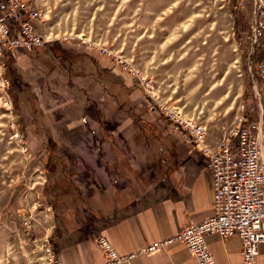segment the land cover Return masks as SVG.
Wrapping results in <instances>:
<instances>
[{
    "label": "crops",
    "instance_id": "crops-1",
    "mask_svg": "<svg viewBox=\"0 0 264 264\" xmlns=\"http://www.w3.org/2000/svg\"><path fill=\"white\" fill-rule=\"evenodd\" d=\"M33 25L42 30L40 19ZM0 62L34 169L43 171L33 186L0 194V264H28L17 210L35 196L41 207L34 233H49L61 264L106 263L99 236L127 255L211 215L212 177L203 155L114 56L68 37L14 47ZM208 135L209 143L219 140ZM204 240L215 264H242L236 235ZM256 263L264 264L263 253ZM120 264L195 261L173 240Z\"/></svg>",
    "mask_w": 264,
    "mask_h": 264
},
{
    "label": "rangeland",
    "instance_id": "rangeland-1",
    "mask_svg": "<svg viewBox=\"0 0 264 264\" xmlns=\"http://www.w3.org/2000/svg\"><path fill=\"white\" fill-rule=\"evenodd\" d=\"M245 1L35 0L34 4L51 40L80 38L103 48L147 87L155 103L200 120L208 128V138L217 140L241 111V94L252 91L254 0L247 18L249 33L237 31L233 22V10L243 8ZM34 160L29 139L16 122L10 81L0 62V194L13 185L33 186L43 173L34 169Z\"/></svg>",
    "mask_w": 264,
    "mask_h": 264
},
{
    "label": "built area",
    "instance_id": "built-area-1",
    "mask_svg": "<svg viewBox=\"0 0 264 264\" xmlns=\"http://www.w3.org/2000/svg\"><path fill=\"white\" fill-rule=\"evenodd\" d=\"M4 1L5 7L0 11V57L14 47L30 50L51 40L45 30H38L33 25L34 20L41 18L39 7L26 0ZM259 8L264 11L263 0H254V13ZM6 17L15 23L13 35L5 23ZM100 51L104 49L100 48ZM251 76L255 118H249L240 101L241 111L233 116L231 126L214 144L206 140L208 128L205 123L156 103L158 111L167 117L171 127L203 155L204 166L212 177V213L200 221L191 222L173 237L127 255L116 253L110 243L99 236L96 242L107 258L104 264L128 262L135 255L173 240L184 243L195 264H215L204 240L208 234H216L222 240L236 235L240 241L242 264H257V255L264 254V56L255 65ZM256 78L260 84H257ZM143 89L154 100L147 87L143 86ZM35 197L29 206L17 210L20 218L18 234L24 244L27 263L61 264L50 245L49 233L46 230L41 235L34 233L38 208L41 207L38 206V196ZM260 245L263 248L260 249Z\"/></svg>",
    "mask_w": 264,
    "mask_h": 264
},
{
    "label": "trees",
    "instance_id": "trees-1",
    "mask_svg": "<svg viewBox=\"0 0 264 264\" xmlns=\"http://www.w3.org/2000/svg\"><path fill=\"white\" fill-rule=\"evenodd\" d=\"M264 2V0H263ZM35 6V4H31ZM5 7V1L0 0V11ZM252 12V0H246L244 2L243 8L237 7L233 10V22L237 31L249 33L250 27L247 22V18L250 17ZM264 11L259 8L254 17L253 23V32L255 34V39L253 42V48L249 55V61L252 66L256 65L264 56V20H263ZM5 23L7 24L10 34L15 33V23L11 18L6 17ZM49 42V41H48ZM257 84H260L256 78ZM243 99V100H242ZM241 101L243 102V110L249 114L250 119H254L256 116V104L254 101L253 93L250 88V93H242Z\"/></svg>",
    "mask_w": 264,
    "mask_h": 264
},
{
    "label": "bare ground",
    "instance_id": "bare-ground-1",
    "mask_svg": "<svg viewBox=\"0 0 264 264\" xmlns=\"http://www.w3.org/2000/svg\"><path fill=\"white\" fill-rule=\"evenodd\" d=\"M206 133H208V130H207V132ZM206 136H207V134H206ZM206 140H207V138H206ZM187 143V142H186ZM190 145V144H189ZM38 205H39V200H38ZM173 237V236H172ZM261 247H263V245H260V249H261ZM258 256V255H257Z\"/></svg>",
    "mask_w": 264,
    "mask_h": 264
}]
</instances>
